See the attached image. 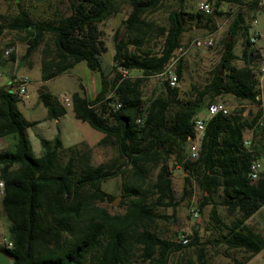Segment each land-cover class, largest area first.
Returning a JSON list of instances; mask_svg holds the SVG:
<instances>
[{
  "label": "trees",
  "instance_id": "1",
  "mask_svg": "<svg viewBox=\"0 0 264 264\" xmlns=\"http://www.w3.org/2000/svg\"><path fill=\"white\" fill-rule=\"evenodd\" d=\"M2 1H12L14 7L13 12H0V66L14 60L13 42L1 44L6 31H14L25 44L20 62L38 49L41 81L84 61L98 73L100 85L92 99L77 91L70 94L73 115L103 134L98 143H108L116 151L115 157L92 164L87 142L63 147L57 131L51 139L38 137L41 153L34 156L26 128L35 121L22 115L17 105L22 96L13 84L0 87V138L11 145L0 150V215L8 222L12 242L10 248L0 246V251L10 257L11 264H207L198 229H191L185 244L179 241L180 233L164 238L158 230V221L175 220L177 205L193 188L201 194L197 214L212 201L204 227L213 232V241L223 243L226 250L243 252L236 264H244L264 249V226L246 222L264 204V169L257 180L248 178L251 152L242 145L244 131L252 129V151L264 161V108L248 116L242 115V108L212 115L206 121L197 158L184 160L194 119L209 103L217 102L216 97L230 94L237 100L261 103L252 67L254 49L247 35L241 50L245 64H233L232 39L243 27L239 11L229 22L219 61L205 84L192 85L194 93L182 99L177 86L162 82V94L144 99L142 81L161 72L182 46L185 23L193 21L212 29L211 14L170 9L162 25L145 14L160 9L163 0H127L129 11L113 32L108 78L100 62L106 47L98 23L118 12L116 0H69V13L55 12L47 19L31 16L22 0ZM224 1L242 4L244 0ZM4 45L11 48L8 54ZM130 71L138 75L132 77ZM175 72L179 79L182 57ZM37 97L48 118L65 112L57 96L43 85ZM170 164L184 172L178 198ZM116 177L122 210L110 212L100 203L112 201L114 195L101 183ZM218 206L231 216L228 222ZM166 208L170 213L160 211ZM190 248L194 259L187 256ZM178 251H182L179 259L170 261Z\"/></svg>",
  "mask_w": 264,
  "mask_h": 264
},
{
  "label": "rangeland",
  "instance_id": "2",
  "mask_svg": "<svg viewBox=\"0 0 264 264\" xmlns=\"http://www.w3.org/2000/svg\"><path fill=\"white\" fill-rule=\"evenodd\" d=\"M201 0H163L160 9L146 13L145 17L149 20H153L157 24L165 25L167 23V13L170 9H182L184 11H195L196 4ZM246 1V0H244ZM69 0H22L23 5L27 9L28 13L37 19L53 18V13L58 12L60 15H66L69 13L68 8ZM215 0H211L212 5V17L216 24H222L226 26L234 16L236 11H239L242 16V30L237 32L232 39V51L236 54L237 58L233 60L235 66H242L245 64L243 57L241 56L242 42L245 35H249V38L253 34L256 35V40L252 45L256 47H264V0H262L261 8L258 7H246L241 4L219 1L217 6L214 5ZM118 6V12L98 23V27L101 31V39L106 47V50L100 55V62L103 68V72L108 78L111 77V57L113 53V32L121 25V20L125 17L129 11V4L127 0H116ZM13 3H4L0 0V12H13ZM216 10V11H215ZM218 12V13H217ZM193 21L186 22V30L181 36V50L183 51L182 57V72L178 79L177 88L179 90V98H187L191 96L194 91L192 85L195 87H201L211 77L212 72L217 65L220 57V53L223 46V40L225 39L226 30L222 31L219 36L214 34V42L210 47H205L202 40L206 34L212 29H205L201 27H192ZM227 38V36H226ZM11 40L12 51L14 53V60L19 61L20 55L25 49V44L19 39V36L14 31H6L1 36V44ZM6 45L3 46V49ZM39 53L38 49L32 52V56H36ZM14 60H8L5 66H10L15 63ZM252 67L254 68L256 79L258 80V86L260 90V105L250 103L246 100H237L230 94H222L215 98L217 102H222L230 106L229 112L242 108L243 116L253 114L258 107L264 108V74L259 70V64L256 58L252 60ZM223 71L221 72V74ZM17 74H25L28 82L26 84L27 96L21 97L18 102V108L22 115L28 119L33 120L35 123L26 128V133L30 140L31 150L34 156H38L41 153L38 137L42 136L46 139H51L53 135L59 131L61 142L63 147L73 145L81 140H84L89 145L94 143L101 136V132L91 128L87 123L81 122L73 115L70 104H66L61 94L70 93L72 90H78L81 85L88 84L91 77L98 79V73L92 72L85 64L84 61H80L73 68L53 77L44 82L39 81V70L36 66L27 69H19ZM129 74L132 77L138 75L136 71H130ZM7 75L5 73L0 76V85L7 81ZM43 85L48 91L56 95L59 102L65 107V112L59 116L57 121L55 118H46V108L38 100V92L40 86ZM141 92L144 99H150L153 96L162 94L164 92V86L158 76H150L145 78L141 83ZM59 94V97H58ZM206 110H201L198 115L204 116ZM250 134V128L244 131V135ZM0 146L3 148L10 147L9 140L2 144L0 139ZM112 156V154L110 155ZM100 161L98 155V149L96 144L92 145L91 149V163L97 164ZM262 169H264V161L261 162ZM182 183V177H180V170L172 177V186L176 197L180 192V185ZM101 187L114 195V199L110 202H102L100 205H104L110 212H120L122 210L120 206L119 195V178H111L103 181ZM194 199L183 200L180 202L175 210V220L173 221H158L159 233L162 237L171 238L174 237V226L176 225L181 229L180 233L190 234L191 229H198V233L201 237V241L204 243V252L207 264H236L237 261L242 260L243 252L239 250H226L223 243L213 241L214 234L211 230H205V222L207 220V210L203 209L201 215L197 217L192 216V209H196L197 200L200 198V191L195 189ZM161 212L169 213L170 208L161 209ZM223 220L228 222L231 217L220 212ZM201 216L202 220L197 222V218ZM3 223L6 220L1 217ZM250 224L264 226V204L257 211L252 220L248 221ZM187 256L192 259L195 258L193 250L190 248L187 250ZM182 251L171 254V260H178ZM244 264H264V249L260 250L257 254L252 256Z\"/></svg>",
  "mask_w": 264,
  "mask_h": 264
},
{
  "label": "built area",
  "instance_id": "3",
  "mask_svg": "<svg viewBox=\"0 0 264 264\" xmlns=\"http://www.w3.org/2000/svg\"><path fill=\"white\" fill-rule=\"evenodd\" d=\"M261 6H262V0H260L257 4L258 8H261ZM196 9L205 15L210 14L212 10V8L210 7V4L206 2L205 0L198 1L196 4ZM221 26L222 24L218 25L217 29H220ZM214 34H215V31H211L204 36L202 43L205 47H210L213 44ZM250 40L253 43L256 40V35L253 34ZM10 50L11 48L5 49L4 54H8ZM254 52H255V58L257 59L258 64H259V70L263 72L264 74V47H255ZM182 53L183 51L181 50V47H179L170 57L164 69L158 74H156V76L159 77L161 82H165L166 85L169 87H174V86H177L178 84V77L175 72V64L177 60L181 57ZM118 71L122 72L123 74L125 73V71L121 69H118ZM0 76H1V72H0ZM27 82H28L27 78L25 76H21L18 78H13L10 81L9 85L13 84L14 87L16 88L17 93L21 95L22 97H25L27 96V92H26ZM58 97H59V94H58ZM61 98L66 104H70L71 100L68 95L63 93L61 94ZM114 107L115 108L119 107V103L114 102ZM229 109H230V106L228 104H225L222 102H212L208 104L206 108L205 116L203 117L198 116L194 119V122H193L194 133H193V136L189 139V145H188L187 153L185 156L186 160L193 161L197 158L198 153L200 151V141L202 138V134H203L207 119L217 113L225 115L229 113ZM242 115H243V112H242ZM251 133H252V129H250L249 135L244 136L242 145L248 151L251 152V156L248 162V178L251 181H255L260 176V173L262 171V164H261L260 159L256 157V155L252 151L253 142H252ZM1 149L2 147L0 146V150ZM2 193H3V183L0 180V197ZM191 212H192L193 217L198 216L196 209H192ZM178 236H179L180 243L185 244L188 241L187 233H180ZM0 246L6 247V248H10L12 246V242L9 239L8 234L5 233L0 236Z\"/></svg>",
  "mask_w": 264,
  "mask_h": 264
},
{
  "label": "crops",
  "instance_id": "4",
  "mask_svg": "<svg viewBox=\"0 0 264 264\" xmlns=\"http://www.w3.org/2000/svg\"><path fill=\"white\" fill-rule=\"evenodd\" d=\"M202 1V0H201ZM206 2H208L207 0H205ZM221 1H224V0H221ZM255 0H246V1H243L242 2V4H241V6H246V7H257V6H255V5H253V4H255V3H253ZM260 0H257V4H258V2H259ZM227 2V1H226ZM209 4H210V7L212 8V5H211V3L210 2H208ZM219 4V3H218ZM213 10V9H212ZM212 10H211V13H212ZM216 11V10H215ZM210 13V14H211ZM111 17V16H110ZM214 20V19H213ZM214 23H215V21H214ZM193 26L192 27H201V28H205V29H207L206 27H203L201 24H198V23H193L192 24ZM218 25H220V24H216L215 23V25H214V27L212 28V30L211 31H215V34L217 35V36H219L220 35V33L222 32V31H225V30H227V27H228V25H229V22L227 23V25L226 26H221V28L220 29H217V27H218ZM99 28V27H98ZM210 31V32H211ZM238 32H240V30L238 31ZM248 37H249V35H248ZM252 47H253V49L256 47V46H254V45H251ZM236 55V54H235ZM236 58H237V56H236ZM235 58V59H236ZM234 59V60H235ZM15 61V63H13V65H10V66H5V65H1L0 66V72H1V74H3V73H5L6 75H7V81L5 82V83H3L2 85H0V87H3V86H8L9 85V83H10V81L13 79V78H18V77H21V76H26L25 74H21V75H19V74H17V71L19 70V69H27V70H29L30 68H32V67H34V66H36L37 68H38V70H39V61H40V57H39V53L36 55V56H32V54L30 55V57H28V59L25 61V62H18V61H16V59L14 60ZM79 63V62H78ZM77 64V63H76ZM75 64V65H76ZM75 65H73L71 68H73ZM70 68V69H71ZM27 77V76H26ZM39 81H40V79H39ZM42 82H44V81H42ZM99 85H100V80H99V76H98V79L97 78H93V77H91V79H90V82L88 83V84H85V85H81V83H80V88L78 89V90H72L70 93H68V96L70 97V94L72 93V92H75V91H77V92H80V93H82V95H84L86 98H88V99H92L93 97H94V95H95V93L97 92V90L99 89ZM205 115H206V112H205ZM204 115V116H205ZM199 116V115H198ZM200 117H203V116H200ZM46 118H48L47 116H46ZM59 119V117L58 118H55L54 119V121H57ZM57 133V132H56ZM55 133V134H56ZM58 133H59V131H58ZM54 134V135H55ZM53 135V136H54ZM59 136H60V134H59ZM103 136V134L101 133V136L99 137V139L97 140V141H95L94 143H92L91 145H89L88 143V145L91 147V149H92V145H94V144H96V147H97V149H98V155L100 156V161H99V163L100 162H104V161H107V160H109L110 158H113V157H115V155H116V151H115V148L113 147V146H111L110 144H108V143H98V141L101 139V137ZM245 136V135H244ZM42 137V136H41ZM53 138V137H52ZM0 139H2V138H0ZM60 139H61V137H60ZM30 141V140H29ZM4 142H5V139H2V144L4 145ZM188 145H189V143H188ZM187 145V146H188ZM3 148V147H2ZM112 154V156H110ZM184 160H186L185 158H184ZM180 170V177H182V183H183V175H184V172L181 170V168L180 167H178L177 165H171L170 164V172H171V174H170V178H171V183H172V177L173 176H175L177 173H178V171ZM119 182H120V179H119ZM182 183H181V185H180V192L178 193V197H179V195H181V188H182ZM172 188H173V186H172ZM195 189L196 188H193V191H192V193H191V195L187 198H184L183 200H186V201H188V200H193L194 198V191H195ZM118 190H119V188H118ZM174 190V189H173ZM176 196V195H175ZM200 199H201V194H200V198L197 200V203L200 201ZM182 200V201H183ZM182 201H180V202H182ZM197 203H196V206H197ZM211 203H212V201H209V203L207 204V205H205L204 206V210L206 209L207 210V213H208V210H209V208H210V206H211ZM263 206V205H262ZM261 206V207H262ZM260 207V208H261ZM259 208V209H260ZM258 209V210H259ZM257 210V211H258ZM257 211L251 216V217H249L247 220H246V222H248L249 220H252L253 219V217L256 215V213H257ZM218 212H225V210H224V208L223 207H221V206H218ZM170 213V212H169ZM225 214H226V212H225ZM234 215H236V213H234ZM1 217L2 218H4L2 215H1ZM231 217V216H230ZM5 219V218H4ZM6 220V219H5ZM202 220V218H201V216H199L198 218H197V222L199 221H201ZM7 225H8V222L6 221V223H3L2 222V219L0 218V236L2 235V234H7ZM177 232V234H179L180 232H182L181 231V229L179 228V227H177L176 225L174 226V232ZM166 238V237H165ZM0 264H11V259H10V257H8L7 255H5L4 253H2L1 251H0Z\"/></svg>",
  "mask_w": 264,
  "mask_h": 264
},
{
  "label": "water",
  "instance_id": "5",
  "mask_svg": "<svg viewBox=\"0 0 264 264\" xmlns=\"http://www.w3.org/2000/svg\"><path fill=\"white\" fill-rule=\"evenodd\" d=\"M229 38H230V35L228 34L226 40L228 41ZM225 49H227V47H225Z\"/></svg>",
  "mask_w": 264,
  "mask_h": 264
},
{
  "label": "flooded vegetation",
  "instance_id": "6",
  "mask_svg": "<svg viewBox=\"0 0 264 264\" xmlns=\"http://www.w3.org/2000/svg\"><path fill=\"white\" fill-rule=\"evenodd\" d=\"M253 54H254V58H255V52H253ZM251 61V59H250V57L248 58V62H250Z\"/></svg>",
  "mask_w": 264,
  "mask_h": 264
}]
</instances>
